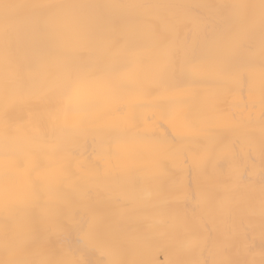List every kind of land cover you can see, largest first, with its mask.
<instances>
[{
    "label": "bare ground",
    "instance_id": "bare-ground-1",
    "mask_svg": "<svg viewBox=\"0 0 264 264\" xmlns=\"http://www.w3.org/2000/svg\"><path fill=\"white\" fill-rule=\"evenodd\" d=\"M150 2L180 6L166 10L175 25L169 38L189 47L192 67L176 73V87L160 95L131 75L128 87L144 88L145 94L125 99L110 95L105 82L86 79L59 114L60 124L78 129L73 136L55 151L0 157V220L6 206L23 207L41 185L55 183L73 214L95 216L124 245L125 259L170 264L177 245L199 240L204 250L188 258L216 260L211 250L219 247L235 264H259L264 259V61L258 42L254 55L237 61L236 75H221L212 69L203 33L194 24L213 14L210 6L233 0ZM139 55L149 61L158 52ZM81 97L90 101L87 110ZM86 118L89 123L80 128ZM15 134L24 138L31 127L21 124ZM145 134L152 139H142ZM225 144L233 151L223 154L222 164L216 157ZM124 191L135 192V198H119ZM0 259H5L2 249Z\"/></svg>",
    "mask_w": 264,
    "mask_h": 264
},
{
    "label": "snow or ice",
    "instance_id": "snow-or-ice-1",
    "mask_svg": "<svg viewBox=\"0 0 264 264\" xmlns=\"http://www.w3.org/2000/svg\"><path fill=\"white\" fill-rule=\"evenodd\" d=\"M177 7L150 0H0V157L15 160L22 153L55 151L73 136L78 129L60 124L59 114L63 102L79 95L86 79L105 82L109 94L121 99L145 94L144 88L128 87L131 75L148 82L157 95L173 90L174 75L192 67L189 47L169 38L175 25L166 10ZM210 7L213 14L198 19L194 27L203 33L212 69L236 75L237 61L254 55L257 42L264 61V0L258 4L233 0ZM147 49H156L158 55L143 61L139 54ZM81 100L87 110L89 99ZM88 123L87 118L82 120L80 128ZM21 124L31 127L24 138L15 134ZM141 138L152 139L146 134ZM97 147L103 148V143ZM232 151L225 144L216 159L226 163L223 154ZM260 154L264 187V125ZM135 196L124 191L119 198ZM4 212L0 249L5 259L0 264H151L125 259L124 245L111 238L95 216L73 214L55 183L41 185L31 202L20 208L6 206ZM203 250V241H186L177 245L170 264H235L223 258L227 251L219 247L211 250L219 257L216 260L188 258Z\"/></svg>",
    "mask_w": 264,
    "mask_h": 264
}]
</instances>
